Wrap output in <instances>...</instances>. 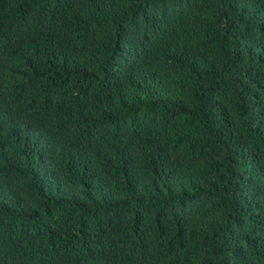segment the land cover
I'll list each match as a JSON object with an SVG mask.
<instances>
[{"label": "trees", "instance_id": "trees-1", "mask_svg": "<svg viewBox=\"0 0 264 264\" xmlns=\"http://www.w3.org/2000/svg\"><path fill=\"white\" fill-rule=\"evenodd\" d=\"M0 264H264V0H0Z\"/></svg>", "mask_w": 264, "mask_h": 264}]
</instances>
